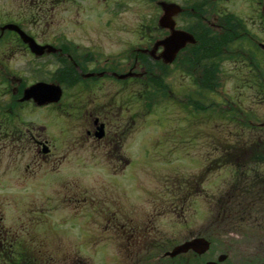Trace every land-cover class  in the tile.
<instances>
[{
	"label": "rangeland",
	"instance_id": "obj_1",
	"mask_svg": "<svg viewBox=\"0 0 264 264\" xmlns=\"http://www.w3.org/2000/svg\"><path fill=\"white\" fill-rule=\"evenodd\" d=\"M240 3L231 0L224 8L237 14L239 6H243ZM160 14L161 10L149 0H0V25L22 23L40 43H53L64 35L78 45L111 55L115 61L124 59L121 67L126 70L128 63H133L132 49L154 35H163L152 23ZM253 30L256 32V28ZM258 35V42H264L263 34ZM251 44L247 57L253 56L259 72L264 74V54L259 46ZM0 49L6 51L9 69L17 70L27 84L33 83L38 74L29 69L37 58L12 35ZM47 60L52 58L38 61L45 62L53 73L56 65ZM224 69L220 94L241 103L244 110L251 106L264 114V103L259 102L257 89L250 81V67L236 58L226 61ZM167 73L171 96L151 110L145 106L140 81L132 80L125 88L110 83L97 91V103L114 100L107 134L99 140L86 137L92 119L76 114L78 86L64 90L56 105L24 106L17 121L21 132L14 133L1 125L3 222L32 218L35 225L64 223L69 259L78 254L76 237L89 232L85 229H91L88 225L93 222V213L101 214L96 211L100 207L110 208L120 221L127 218L131 223L148 222L153 208L171 206L185 210L181 214L179 210L169 222L201 223L207 217L213 219L220 199L233 184L236 170L240 174L244 168H236L230 157L224 163L223 143L236 144V135L240 134L246 143L252 133L240 131L234 120L222 119L211 110L194 114L183 102L185 94L195 89L193 78L175 64ZM83 93L81 100H91L90 93ZM214 100H220L218 94ZM90 103H85L84 108L89 110ZM109 142L120 150L107 153L102 144ZM44 143L50 149L48 153L42 151Z\"/></svg>",
	"mask_w": 264,
	"mask_h": 264
},
{
	"label": "flooded vegetation",
	"instance_id": "obj_2",
	"mask_svg": "<svg viewBox=\"0 0 264 264\" xmlns=\"http://www.w3.org/2000/svg\"><path fill=\"white\" fill-rule=\"evenodd\" d=\"M189 1L180 3L185 10H189L188 19L195 14L191 7L193 2ZM230 1L204 0L205 14L202 18L206 27L213 32L233 36L236 44L234 50L239 55L236 58L250 67V81L257 89L259 102L264 103V74L259 72L253 56L247 57L251 53V43L259 46L264 54V42L257 40L260 33L264 37V0H236L244 6H239L237 14L225 10L226 3ZM240 12L250 13L241 15ZM253 28L260 33L257 34ZM1 33L0 30V35ZM53 43L58 45L60 51L46 53L37 61L47 57L53 59L57 55L54 61L58 68L70 64L75 67L73 72H68V76L77 80L75 86L80 88L79 96H82V91L83 94L92 95V98L89 96L91 100L86 98V102L79 97L80 101L75 105L77 115L84 114L92 119L91 128L86 129V137L97 140L95 132L102 123L105 125L106 136L110 124L107 119L114 114V100L112 98L97 103L94 95L107 84L119 83L125 88L131 80H119L115 74L125 73L130 69L146 74L139 55L134 57V64L128 63L126 70L121 67L124 59L115 61L111 55H103L78 45L64 35L58 36ZM224 51L225 48L222 49L223 53ZM122 57L125 58L126 54ZM225 63L224 59L220 62L221 78L218 83L221 87ZM217 92L220 93V89ZM218 97L220 100H215L214 104L219 116L222 119L233 117L240 131L252 133L255 142L249 145V149L245 148L243 157L235 161L251 167L248 170L250 173L235 176L229 190L223 191L213 219L207 217L201 223L169 222L168 219L172 220L174 215L177 216L179 210L180 214L185 210L183 207L171 206L153 208L150 214L152 218L148 222L131 223L127 218L120 221L116 213H110V208L104 210L100 207L96 211H101V214L93 213V222L88 225L91 229H85L89 232L76 237L79 242L76 245L78 254L69 258L68 264H264V114L253 110L251 106L250 110H244L241 103L237 104L229 99L230 104L227 105L225 96L219 94ZM208 100L209 97L206 105ZM124 102L122 108L126 105ZM85 103H90L89 110L86 109L87 106L84 108ZM261 145L263 149L259 153ZM102 146L107 153L120 150L112 142ZM3 221L4 217L0 213V264H67L69 259L66 257L64 223L35 225L32 218L26 222ZM79 226L82 227V224ZM187 243L192 245L173 253Z\"/></svg>",
	"mask_w": 264,
	"mask_h": 264
},
{
	"label": "trees",
	"instance_id": "obj_3",
	"mask_svg": "<svg viewBox=\"0 0 264 264\" xmlns=\"http://www.w3.org/2000/svg\"><path fill=\"white\" fill-rule=\"evenodd\" d=\"M149 1L155 3L158 0ZM190 2H193L191 7L195 10L193 18H187L190 14L189 11L182 14L181 17L183 19V27L194 33L197 43L186 47L180 53L174 64L177 69L182 70L193 78L195 89L193 92L188 93L184 104H186V106L192 105L194 113H199L205 110L202 102L205 103L207 98L220 86L218 80L219 73L221 72V60H234L239 55L234 52V39L231 34L228 35V33H226L225 36H222L206 27L202 18L205 14L203 8L204 0H192ZM231 17H233V15H231ZM152 23L156 28L155 30L160 31V29L157 28V19H153ZM11 35L15 36L17 42L23 45L16 33L7 32L6 35L0 37V48L5 44L7 39L9 40ZM157 38L158 37L155 35L150 37L146 42L147 46H150ZM223 48H225L224 53L222 52ZM5 54L6 51L1 52L0 49V126L5 125L6 130L9 129L14 133H19L21 129H17V121L21 118V110L25 106L24 103L20 102V97L22 96V91L26 86V82L17 84L14 81V77H18L19 75L17 70L9 69L5 60L6 58L4 57ZM139 57L146 68L147 74L143 78H138V80L142 82V95L144 97L145 106L151 110L153 106L159 105L164 99L171 96V87L167 81V69L170 65H164L162 62H153L145 54H140ZM46 67L44 63L33 62V67L29 69V72L38 74L35 75L34 80L43 79L55 81L66 89L76 85L77 80L72 76H68V72H73L75 70L72 64L65 65L64 68H59L54 73H51ZM44 74H47V76H42ZM208 75L210 78H208ZM212 103L211 99L210 104L212 105ZM236 141V144H231L229 142H227V144L224 141V161L229 159V157L236 158L237 152H243L244 145H241L242 142H239L240 140L237 139ZM243 144H245V142H243ZM261 148L263 149L262 145L258 150L259 153ZM259 153L258 156L260 157ZM240 167L242 166L239 165L236 168L240 169ZM237 174H239L238 171Z\"/></svg>",
	"mask_w": 264,
	"mask_h": 264
},
{
	"label": "water",
	"instance_id": "obj_4",
	"mask_svg": "<svg viewBox=\"0 0 264 264\" xmlns=\"http://www.w3.org/2000/svg\"><path fill=\"white\" fill-rule=\"evenodd\" d=\"M163 14L159 19V25L162 28L168 29L170 31L169 35L155 42L152 49L142 50L144 53L155 57L156 59H162L164 63H172L179 51L187 46V44L196 43L194 35L190 32H187L182 29L176 28L175 16L183 11V8L175 3L161 2L160 3ZM2 31L12 30L19 34L22 41L30 47L31 51L37 56H41L44 53L48 52H58L59 50L50 44L41 45L39 44L31 35H29L25 30H23L18 24L8 23L5 24L2 28ZM160 47H163L162 52L159 55L157 51ZM134 73L130 71L126 74L119 75L120 79H125L132 76ZM63 95L62 87L59 84L38 81L29 87H26L23 91L22 101L33 100L38 106H44L50 103H58ZM98 138L104 136V125L98 127V132L96 133ZM43 152L48 153L49 148L45 144L43 147ZM192 243H188L183 247L177 248L175 251H178L181 248H186Z\"/></svg>",
	"mask_w": 264,
	"mask_h": 264
}]
</instances>
